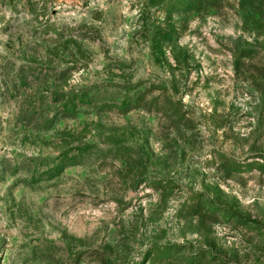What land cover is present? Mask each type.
<instances>
[{
	"label": "rangeland",
	"instance_id": "obj_1",
	"mask_svg": "<svg viewBox=\"0 0 264 264\" xmlns=\"http://www.w3.org/2000/svg\"><path fill=\"white\" fill-rule=\"evenodd\" d=\"M0 264H264V3L0 0Z\"/></svg>",
	"mask_w": 264,
	"mask_h": 264
},
{
	"label": "trees",
	"instance_id": "obj_2",
	"mask_svg": "<svg viewBox=\"0 0 264 264\" xmlns=\"http://www.w3.org/2000/svg\"><path fill=\"white\" fill-rule=\"evenodd\" d=\"M220 4L228 2V1H238L239 4H250V3H264V0H218ZM127 103L120 105V107H118V109H126L127 107Z\"/></svg>",
	"mask_w": 264,
	"mask_h": 264
}]
</instances>
